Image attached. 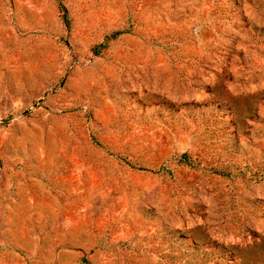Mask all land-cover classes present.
<instances>
[{
	"label": "rangeland",
	"instance_id": "1",
	"mask_svg": "<svg viewBox=\"0 0 264 264\" xmlns=\"http://www.w3.org/2000/svg\"><path fill=\"white\" fill-rule=\"evenodd\" d=\"M57 1L95 61L79 217L0 220V264H264V0Z\"/></svg>",
	"mask_w": 264,
	"mask_h": 264
},
{
	"label": "crops",
	"instance_id": "2",
	"mask_svg": "<svg viewBox=\"0 0 264 264\" xmlns=\"http://www.w3.org/2000/svg\"><path fill=\"white\" fill-rule=\"evenodd\" d=\"M65 22L57 0H0V220L5 226L18 215L55 226L74 225L79 217L73 211L80 209L85 178L80 154L66 152L70 143L62 134L75 129L89 140L95 61H74L63 40ZM54 130L61 138L48 137Z\"/></svg>",
	"mask_w": 264,
	"mask_h": 264
}]
</instances>
